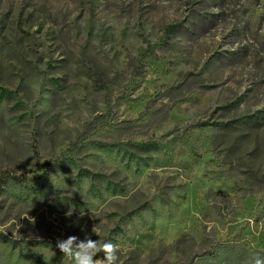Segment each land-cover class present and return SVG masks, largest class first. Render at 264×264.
Segmentation results:
<instances>
[{
    "label": "rangeland",
    "instance_id": "obj_1",
    "mask_svg": "<svg viewBox=\"0 0 264 264\" xmlns=\"http://www.w3.org/2000/svg\"><path fill=\"white\" fill-rule=\"evenodd\" d=\"M210 13L0 0V264H71L70 235L117 264L264 257V5L165 34Z\"/></svg>",
    "mask_w": 264,
    "mask_h": 264
},
{
    "label": "clouds",
    "instance_id": "obj_2",
    "mask_svg": "<svg viewBox=\"0 0 264 264\" xmlns=\"http://www.w3.org/2000/svg\"><path fill=\"white\" fill-rule=\"evenodd\" d=\"M56 247L71 264H117L119 260L117 245L112 242L100 243L88 237L80 240L76 235H70L66 239H58ZM101 252L103 259H96ZM249 264H264V257L257 255Z\"/></svg>",
    "mask_w": 264,
    "mask_h": 264
},
{
    "label": "trees",
    "instance_id": "obj_3",
    "mask_svg": "<svg viewBox=\"0 0 264 264\" xmlns=\"http://www.w3.org/2000/svg\"><path fill=\"white\" fill-rule=\"evenodd\" d=\"M206 1L212 3L214 8L217 11H219V13H220V10L223 9L225 4L229 3L230 0H206ZM255 3L257 5H260L261 3L264 5V0H255ZM219 13H210L208 15L210 17L203 16L202 19H200V20H199V18H198V20L195 19L196 20L195 23L190 21L191 29H189V28L187 29L185 27V25H183L181 23H173V24L166 25L165 34L176 33V32H180L182 30H185V31H188V32H192V30H197V29L199 30V28H201L204 25L205 22H208V23L213 22V19H215L219 15ZM254 122H256V121H254ZM229 123H225L224 124L225 129H228L230 127ZM149 144H144L141 147L149 148ZM19 178L20 179L23 178V180L29 179V177L27 178L26 176L25 177H20L19 176Z\"/></svg>",
    "mask_w": 264,
    "mask_h": 264
}]
</instances>
